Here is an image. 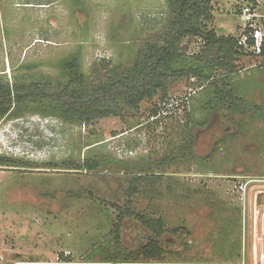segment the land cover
<instances>
[{
  "label": "rangeland",
  "instance_id": "1",
  "mask_svg": "<svg viewBox=\"0 0 264 264\" xmlns=\"http://www.w3.org/2000/svg\"><path fill=\"white\" fill-rule=\"evenodd\" d=\"M236 5L214 0L218 35L235 33ZM170 16L167 0H0V79L56 85L65 79L59 62L70 56L90 80L105 76L104 62L130 66ZM201 45L184 39L173 68L220 74L193 57ZM230 81L258 112L214 103L211 82L185 76L172 82L158 116L126 108L114 134L35 114L45 103L0 119V157L11 160L0 165V264H96L115 250L117 227L123 249L137 252L154 236L138 219L144 211L164 219L167 252L125 264H264V190L255 193L251 232L252 192L264 187V62ZM133 174L156 178L142 182L127 213Z\"/></svg>",
  "mask_w": 264,
  "mask_h": 264
},
{
  "label": "trees",
  "instance_id": "2",
  "mask_svg": "<svg viewBox=\"0 0 264 264\" xmlns=\"http://www.w3.org/2000/svg\"><path fill=\"white\" fill-rule=\"evenodd\" d=\"M213 2L214 0H167L171 16L158 39L147 41L128 67L117 69L108 67L110 63L104 62L107 66L106 75H99L94 80H90V75L84 72L82 63L76 56L66 57L59 62L65 79L56 85L40 78L30 82L15 80L14 83L0 79V119L20 117L26 104L45 103L39 108L35 106V114L55 116L80 125L107 128V131L114 134L121 128L126 108L135 113L146 112L158 116L161 103H165L170 92L178 86H173L172 82L185 76H192L203 84L211 82L215 87L214 103H227L228 108L243 115L258 112V106L251 109L244 107L245 101L238 95L237 88L230 79L241 70L263 63L264 48L259 55L245 53L238 48L235 35H218L211 28L214 19ZM187 37L201 39V50L193 57L197 61L208 62L221 71L220 74L209 75L199 65L173 68L174 61L185 55L181 43ZM9 161L11 160L0 157V165H8ZM64 163L69 168H82L77 162ZM154 176H129L127 213L132 209L133 198L139 193L142 182L156 178ZM124 213L125 210L120 211L119 219H122ZM138 219L154 236L137 252H126L117 227L114 229L115 250L96 261V264L149 261L166 254L167 250L159 241L166 232L164 219L146 211L138 214ZM172 232L189 234L185 227L174 228Z\"/></svg>",
  "mask_w": 264,
  "mask_h": 264
},
{
  "label": "built area",
  "instance_id": "3",
  "mask_svg": "<svg viewBox=\"0 0 264 264\" xmlns=\"http://www.w3.org/2000/svg\"><path fill=\"white\" fill-rule=\"evenodd\" d=\"M235 2L240 20L233 34L237 46L245 53L259 55L264 48V0H235Z\"/></svg>",
  "mask_w": 264,
  "mask_h": 264
},
{
  "label": "water",
  "instance_id": "4",
  "mask_svg": "<svg viewBox=\"0 0 264 264\" xmlns=\"http://www.w3.org/2000/svg\"><path fill=\"white\" fill-rule=\"evenodd\" d=\"M259 189V190H264V187H257L255 189H253V192H252V216H251V232H252V238L254 236V231H255V210H254V199H255V193H256V190Z\"/></svg>",
  "mask_w": 264,
  "mask_h": 264
}]
</instances>
